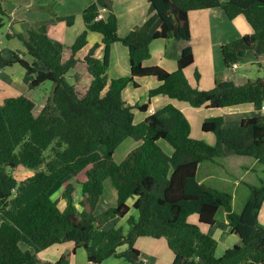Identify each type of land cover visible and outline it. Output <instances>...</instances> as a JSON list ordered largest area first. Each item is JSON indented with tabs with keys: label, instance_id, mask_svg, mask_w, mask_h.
I'll list each match as a JSON object with an SVG mask.
<instances>
[{
	"label": "trees",
	"instance_id": "obj_1",
	"mask_svg": "<svg viewBox=\"0 0 264 264\" xmlns=\"http://www.w3.org/2000/svg\"><path fill=\"white\" fill-rule=\"evenodd\" d=\"M147 1L146 19L124 36L118 34L111 0H95L82 11L85 28L68 47L48 35L45 22L23 32H6L5 39H18L24 50L0 55V67H22L31 77L28 89L45 82L51 86L37 113L35 99L27 94L0 102V264H40V251L67 241L73 250L44 264H69L78 248L90 264L111 257L125 264H149L134 245L139 237L165 239L173 264H264V226L258 219L264 180L259 188L250 187L242 210L236 212L231 193L197 179L199 164L227 155L249 156L264 165V114L242 118L236 127H225L221 115L204 118L201 130L215 136V143L209 144L190 135L189 119L172 103L138 122L133 111H146L154 96L192 107L250 104L260 110L264 76L243 84L216 78L212 88L199 89L190 85L184 69L194 61L188 43L192 10L220 7L228 19L243 14L251 25L250 34L221 46L225 68H232L247 50L256 57L263 55L264 0ZM102 7L106 15L97 19ZM0 14H7L1 0ZM56 19L67 25L75 21L73 15ZM156 21L159 27L153 30ZM87 31L100 33L101 42L90 43ZM158 38L186 42L174 71L143 63L150 57V43ZM114 42L127 47L130 71L115 78L107 72ZM75 69L80 84L67 79ZM140 77L152 78L156 86L148 91L147 102L129 105L122 91ZM194 77L199 80L197 70ZM128 137L137 145L117 162L115 150ZM159 140L172 147L171 154ZM17 166L34 171L17 183L8 171ZM107 178L115 189L116 204L96 213ZM61 179L58 196L51 194ZM129 199H134L131 205ZM131 208L138 216H128L126 230L104 227L128 215ZM221 208L239 242L216 256L217 240L202 226L213 225ZM192 214L197 222L189 220Z\"/></svg>",
	"mask_w": 264,
	"mask_h": 264
},
{
	"label": "crops",
	"instance_id": "obj_2",
	"mask_svg": "<svg viewBox=\"0 0 264 264\" xmlns=\"http://www.w3.org/2000/svg\"><path fill=\"white\" fill-rule=\"evenodd\" d=\"M93 1L95 0H39V2L41 3L40 6L43 9L49 10L50 13H43L44 17H42L38 23L45 22V24L47 25L48 35L51 38L61 42L65 47H68L74 42L77 35H79L84 30L85 26L81 19V13ZM111 2L112 10L117 17L118 34L120 36H124L125 34H127L134 26L142 24L147 17L149 8V3L147 0H111ZM106 12V9H100V14L102 18L106 15ZM65 15H73L75 17L74 23L71 25H67L64 21L55 20L57 16ZM188 16L191 32V38L188 43L192 47L194 61L192 64H190L184 69V74L187 77L191 86L197 87L199 89H210L214 86L216 78H219L221 80H232L236 84H243L249 78L244 73H239L238 71H236V69L247 67L249 64L259 65V67L262 68L264 71V54L256 57L253 50H247L244 53L243 57H241V59L236 63L235 67L227 69L223 65L221 46L229 40L235 39L244 34H250L253 31L251 25L248 23L243 14L237 15L233 19H228L223 9L220 7H216L211 9L192 10L189 12ZM10 17L12 18L11 15ZM10 23L12 27L15 26L14 18L13 21H11ZM158 27L159 21H156L152 29L155 30ZM15 30L18 32H23L17 28H15ZM86 38L90 43L101 42L102 40V36L100 33L92 31H87ZM15 40L16 39H11L8 42L12 43ZM19 42L20 41H18L17 45L18 50H24V47H21ZM185 45L186 42L181 40L175 41L173 39L162 38L154 39L149 45L150 57L143 63L144 65L148 66L159 65L167 71H174L176 69V61L178 55ZM245 57L247 60L246 62L242 63ZM14 66L15 65L11 67L1 68L2 71L0 72V75H8L12 73L11 69ZM195 70H197L200 74L198 81L194 77ZM3 71H6L7 73ZM107 72L108 75L113 78L128 75L130 72L128 50L127 47L120 42L112 43L109 48V68ZM79 76V70L75 69L67 75V79L70 83L80 84ZM69 78L71 80H69ZM30 79L31 78H29V80ZM129 86H132L134 88L145 87L149 90L156 86V82L149 77L136 78L135 84L131 83L123 89L122 95L124 91H128L127 88ZM147 101L148 99L144 101L142 99H133V101H131L133 103L127 104H142ZM168 103H172L173 105L178 107L184 112V114L187 111H197L198 113H200L201 124L204 118L216 116V114H220L219 112L223 111V109L225 108L235 109L234 111L239 113V120L245 117H252L264 114V111H262L261 109L258 111L254 110L250 104L226 106L216 109L209 108L206 106V104H204L200 107H195L196 110H193L194 107L190 106L184 101L170 99L167 96H154L150 99V103L146 111H139L138 109L133 110L135 114V122L143 120L146 116L151 114V110L156 111ZM203 108L206 110V112L204 113L201 112ZM231 111H229V113ZM230 115L233 114L230 113ZM206 142H209V144L215 143H213L212 138L206 139ZM231 157H233V155H231ZM229 159L230 155H227L220 158H216L215 161H207L199 164L197 168L198 181L211 186V182L218 179L223 184H227V181L229 180L228 177L230 175L228 174L227 177V174L219 170L218 167H220L222 163L229 164V162H226L229 161ZM244 161L245 163H242V165L239 166L242 167L240 169H245L246 172L252 171V169L257 164L256 160L253 158ZM209 163L213 164L214 166L211 167ZM232 182L234 185V189L239 186V183H241V181L237 178L233 179ZM133 200L134 199H129L128 203L131 205ZM99 204L97 206L96 213L108 207L106 205L103 209L100 210ZM261 211H264V203L262 204L258 216L259 223L264 226V216H262ZM222 213V219L216 218V222L208 228V233L217 240V246L215 250L216 256H220L227 248L232 247L233 245L239 242L238 236L234 235L231 232L230 227L228 226V220L225 211H223ZM129 215H133L135 218H137L138 212L131 208L128 215L123 218H115L106 223L104 227H122L124 230H126L128 228L127 218ZM202 229L205 230L207 229V227L202 226ZM145 239L154 238L139 237L137 238L134 244L135 247L140 251V258L143 261H147L149 264H163L164 262L166 264H171L173 262V256L171 252H169V250L165 248L166 246L164 242H159L163 243L160 247H163L166 251L165 260L162 263L161 258H158L157 255L147 252V250L145 249L147 243L151 244L154 242H150L152 240ZM73 247V243L70 241L58 243L40 251L38 256L43 264L45 262H55L60 258L61 254L70 253L73 250ZM56 249L58 251H56ZM41 255H44L45 257ZM108 259H114L115 262H112L111 264H116L118 262V259L112 257ZM84 260H86V263H84ZM80 262L82 264H90L87 261L86 253L82 248H78L75 253H72L69 259V264H80ZM118 264L123 263L120 262Z\"/></svg>",
	"mask_w": 264,
	"mask_h": 264
},
{
	"label": "rangeland",
	"instance_id": "obj_3",
	"mask_svg": "<svg viewBox=\"0 0 264 264\" xmlns=\"http://www.w3.org/2000/svg\"><path fill=\"white\" fill-rule=\"evenodd\" d=\"M3 8L6 10V15H1L0 14V37H3V43H2V57H7L8 51L11 49H18V39H16L14 42L9 43L5 39V34L7 31L13 32L16 31L15 28L25 31L27 28L34 26L36 23L39 22V20L44 17L43 13H50L49 10L43 9L40 6L39 0H1ZM12 16V18L10 17ZM9 16V17H8ZM15 21V28L11 26V21ZM12 19V20H11ZM56 21H58L55 18ZM9 25V26H8ZM17 43V44H16ZM21 47L23 46L21 42H19ZM246 57L243 59V62H246ZM2 68V67H0ZM12 73L10 74H1L0 75V102L4 98L7 97H15L21 94H27L31 97H33L36 101V107H35V113H37L41 105L46 99V96L49 93V89L51 84L49 82H45L39 87L35 89H28V82L30 81L29 78H31L26 71L20 67L19 65H15L11 69ZM239 73H244L248 78H256L259 76L264 75V71L262 68L259 67V65L256 64H249L247 67L243 68H238L236 69ZM7 73L6 71H3ZM29 80V81H28ZM69 80H71L69 78ZM144 80V79H143ZM128 91H124L122 98L126 101V103H133V99H142L147 100L148 99V90L145 87H137L134 88L132 86H129L127 88ZM140 97V98H139ZM193 110H196L194 107ZM232 110V111H231ZM235 109H229L225 108L223 111H220V114L216 115H221L224 117V126L225 127H236L240 124L239 120V113L234 111ZM232 113L233 115H230ZM202 113L206 112V110L203 108ZM217 113V112H216ZM186 117L189 119L190 126H191V132L190 135L194 138H199V139H213V143L215 142V136L213 133H204L201 130V122H200V113L197 111H187L185 112ZM209 143V142H207ZM158 144L162 147V149L168 153H172V147L163 140H159ZM137 145V141H135L133 138L128 137L126 138L115 150V153L113 155L115 161L121 162L124 157ZM220 158V157H218ZM242 158H247V159H242ZM251 157H243V156H238V155H233L230 159L229 164H224L220 165L219 170L222 172L230 175L228 178L229 180L227 181V184H223L220 182V180H214L211 182V186L215 187L217 189L227 191V192H232V206L236 212H240L243 208V205L245 203L246 198L249 195L250 192V187L254 188H259L261 185L260 180H264V165L257 163L256 166L252 169V171L246 172L245 169H240L242 168L239 165H242V163H245L244 160H250ZM219 160V159H217ZM221 160V159H220ZM232 160V161H230ZM207 162V161H206ZM220 162V161H219ZM208 164V163H206ZM210 166H214L213 164L209 163ZM208 166V165H205ZM14 178L17 180V183L20 181L26 179L30 175H32L33 171L32 169L23 167V166H17L16 168L12 170H8ZM237 178L238 180L241 181L239 183V186L234 189L233 185V179ZM62 183V179L57 181L55 185L53 186L51 190V194L58 196ZM60 190V191H59ZM230 192V193H231ZM264 203V202H263ZM59 207L63 208L65 205V201L61 200L59 201ZM116 204V192L114 187L111 184V180L109 178L105 179L103 181V192L101 195V201H100V210L103 209L106 205L108 207L114 206ZM107 207V208H108ZM224 210L221 208L218 210L216 214L217 219H222V212ZM262 216H264V211H261ZM190 221H195L197 222V215L192 214L189 216ZM207 229H205L206 232H208V228L210 226H205ZM145 240H152L150 242H154L151 244L147 243L146 250L149 253L157 255L158 258H161L162 263L165 260V249L161 246L163 243L159 242H164L165 248L171 252L172 256L173 253L167 246V243L165 239H145ZM161 240V241H158ZM147 242V241H145ZM22 247H25L24 244H22ZM56 251H58L56 249ZM45 257L44 255H41ZM112 262H115L114 259H106L105 261L101 262L100 264H111ZM122 262L125 264V261H122L118 259V263ZM84 263H86V260H84ZM165 263V262H164ZM163 263V264H164ZM42 264V262L40 263ZM80 264H82L80 262ZM166 264V263H165ZM172 264V263H171Z\"/></svg>",
	"mask_w": 264,
	"mask_h": 264
},
{
	"label": "built area",
	"instance_id": "obj_4",
	"mask_svg": "<svg viewBox=\"0 0 264 264\" xmlns=\"http://www.w3.org/2000/svg\"><path fill=\"white\" fill-rule=\"evenodd\" d=\"M101 9H106V8H104V7H102ZM100 18H102V16H101V14L99 13V15H98V17H97V19H100ZM2 43H3V37H0V55H1V53H2ZM236 66V64H234V66L233 67H235ZM2 70H1V68H0V72H1ZM261 110L262 111H264V104L261 106ZM155 111H153V110H151V114H153Z\"/></svg>",
	"mask_w": 264,
	"mask_h": 264
}]
</instances>
